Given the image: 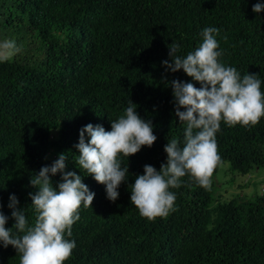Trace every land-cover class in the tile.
<instances>
[{
  "label": "trees",
  "instance_id": "16d2710c",
  "mask_svg": "<svg viewBox=\"0 0 264 264\" xmlns=\"http://www.w3.org/2000/svg\"><path fill=\"white\" fill-rule=\"evenodd\" d=\"M256 3L264 0H0V41L14 39L21 47L12 60L0 62L5 227L15 224L8 207L13 194L28 225L34 224L30 194L38 189L30 179L66 154L65 172L81 175L95 198L92 207H80L71 236L65 233L76 245L65 264H264V185L259 194L221 203L212 186L203 188L186 175L179 188L169 189L174 210L154 220L130 202L131 184L144 166L159 171L167 141L184 143L186 125L175 116L164 77L201 86L183 70H166L163 61L172 62L168 45L178 44L176 55L186 57L202 43L203 29L215 27L220 62L241 77L258 75L264 92V11L254 13ZM130 100L152 122L157 140L128 161L121 157L129 176L112 202L105 186L76 164V145L88 124L110 131ZM216 140L230 173L264 169V117L247 127L222 121ZM51 180L58 187L61 174ZM0 264H20V254L0 243Z\"/></svg>",
  "mask_w": 264,
  "mask_h": 264
},
{
  "label": "clouds",
  "instance_id": "9594fccd",
  "mask_svg": "<svg viewBox=\"0 0 264 264\" xmlns=\"http://www.w3.org/2000/svg\"><path fill=\"white\" fill-rule=\"evenodd\" d=\"M252 11H264V4L256 3ZM218 33L215 27L203 29L202 43L186 57L176 55L178 44L168 45L172 62L163 61L166 70L172 73L183 70L201 86L197 88L194 83L178 79L168 82L164 77L166 85L172 88L175 116L186 128L182 147L176 137L167 141L164 147L167 160L160 170L145 165L143 174L137 175L131 184L130 202L148 220L165 217L174 210L176 196L169 189L179 188L181 178L186 175L203 188L211 187L214 170L223 163L216 140L222 121L228 126L247 127L264 117L261 80L250 73L241 77L235 67L220 62L223 52L218 50ZM20 52L21 47L14 39L0 41V62L10 61ZM136 109L137 105L130 100L125 113L111 122L110 131L101 125L88 124L79 132L76 164L105 186L107 199L112 202L118 199V188L129 176L121 157L128 161L157 140L152 122L141 118ZM67 159L66 154H60L30 179V184L38 189L34 195L30 194L36 212L32 226L28 225L25 210L17 208L19 201L14 194L8 205L15 220L11 229L5 227L8 217L0 211V243L16 249L20 264H65L76 246L74 241L65 239V233L71 236V227L80 218V207H92L95 193L83 183L81 175L65 172ZM57 173L61 174L62 182L53 187L51 177Z\"/></svg>",
  "mask_w": 264,
  "mask_h": 264
},
{
  "label": "rangeland",
  "instance_id": "374dc122",
  "mask_svg": "<svg viewBox=\"0 0 264 264\" xmlns=\"http://www.w3.org/2000/svg\"><path fill=\"white\" fill-rule=\"evenodd\" d=\"M264 185V169L251 170L241 176L230 173L227 165H221L219 171L211 177L212 197L218 202H227L234 197L249 198L259 194Z\"/></svg>",
  "mask_w": 264,
  "mask_h": 264
}]
</instances>
